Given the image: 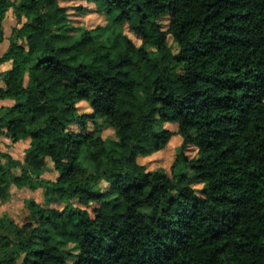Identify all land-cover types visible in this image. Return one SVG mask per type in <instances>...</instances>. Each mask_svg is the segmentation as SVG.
<instances>
[{
	"label": "trees",
	"instance_id": "1",
	"mask_svg": "<svg viewBox=\"0 0 264 264\" xmlns=\"http://www.w3.org/2000/svg\"><path fill=\"white\" fill-rule=\"evenodd\" d=\"M86 1L141 43L122 28L97 39L61 0H0V46L11 8L18 19L0 54V197L41 185L64 204L0 216V264H264V0ZM66 27L78 39L56 45ZM100 117L116 145L89 127ZM169 122L183 137L172 172L148 170L138 158L168 143ZM3 136L30 139L23 162Z\"/></svg>",
	"mask_w": 264,
	"mask_h": 264
},
{
	"label": "rangeland",
	"instance_id": "2",
	"mask_svg": "<svg viewBox=\"0 0 264 264\" xmlns=\"http://www.w3.org/2000/svg\"><path fill=\"white\" fill-rule=\"evenodd\" d=\"M15 3L18 0H14ZM61 3L67 6L72 14V21L77 25H83L88 28H95L100 26L98 30L95 32V37L100 40H105L108 44H111L113 41V34L119 28H122L123 31L128 34L133 40L140 44L141 40L135 34V32L131 29L129 23L121 24L117 21L116 13H108L106 7L99 3L96 4L94 2H88L86 0H61ZM18 24L17 16L14 12V9L11 8L7 16L4 20V33L5 40L0 46V54L3 55L7 50L10 37L12 34V30L14 26ZM59 38L56 41V45L62 44H71L75 40L78 39L80 35V31L78 29H74L71 27L63 28L59 31ZM122 49V45H120L115 51L114 55L116 56L119 51ZM90 61V59H89ZM10 67V63H5L0 66V70L4 71ZM150 71V66L147 65L145 72ZM140 95H143V88L138 87L137 89ZM8 100H0V107L6 106L9 104ZM79 111L81 113L91 112L90 103L87 101H81L78 104ZM90 128L97 129L98 132L108 141L114 145L119 142V138L115 130L103 122V118H98L97 123H89ZM74 129H79L78 126H73ZM158 129H168L172 132V136L167 144H165L159 151L148 155V156H140L138 161L141 164L146 165L148 170H165L169 174H171L172 165L181 150V146L183 144V137L178 133V124L169 122V123H161L157 125ZM4 140L5 147L4 150L9 152L16 160L23 162L27 155V149L30 145V139H24L18 141L16 143L12 142L6 136L1 137ZM187 154L190 157L197 155V149L191 146L187 150ZM4 165L7 164V159L1 158ZM42 167L44 168L43 178L45 179H56L59 175V172L55 169V165L53 160L48 156H41ZM85 161L91 166L94 167V162L90 158H85ZM102 166H105V162L102 163ZM104 190L109 188L108 184L101 183L99 185ZM201 186V185H198ZM113 193L109 195V198L115 196ZM31 200H35L42 205H55L58 207H63L64 204H57L54 202H49L46 194V188L38 185L36 188L30 187H18L16 185H11L8 188V191L4 197H0V216L4 214H8L11 218L16 220L17 222H21L25 216L28 214L29 210L27 205ZM75 205H79L77 201H73ZM95 205V204H94ZM89 207L90 211L93 210V206ZM59 248L62 252H74L77 249V244L72 241H66L59 244Z\"/></svg>",
	"mask_w": 264,
	"mask_h": 264
}]
</instances>
